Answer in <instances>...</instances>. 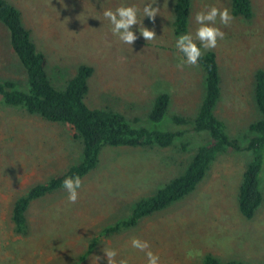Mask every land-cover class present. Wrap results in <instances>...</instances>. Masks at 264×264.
Instances as JSON below:
<instances>
[{
	"label": "rangeland",
	"instance_id": "1",
	"mask_svg": "<svg viewBox=\"0 0 264 264\" xmlns=\"http://www.w3.org/2000/svg\"><path fill=\"white\" fill-rule=\"evenodd\" d=\"M8 1L20 10L38 50L45 54L56 89L64 90L79 66L88 65L93 68L86 97L89 108L112 109L134 127L182 131L184 136L169 149L105 147L97 168L81 178L77 202L69 203L64 189L34 201L26 214L28 233L21 236L14 233L11 220L15 200L76 165L82 144L68 126L46 122L0 101V264H74L85 255L82 264H91L92 256L102 257L99 264H107L103 249H115L117 260L147 264L145 253L132 248L133 237L147 241L160 264H201L207 254L223 263L264 264V201L251 220L238 208L239 185L250 161L245 151L249 126L262 118L255 101V75L264 70V0H251V20L234 18L224 26L217 17L214 26L225 33L224 39L215 49L201 48L203 54L217 55L222 94L216 114L242 151L219 155L188 197L109 236L105 230L127 220L137 202L153 197L183 174L206 139L190 126L171 122L173 116L195 119L206 92L199 62L177 67L185 57L176 48V0H157L153 7L160 12L155 21L143 14L144 6L154 0ZM122 5L139 9L137 20L155 31L154 40L140 35L139 24L130 29L138 37L133 45L113 35L103 12ZM211 6L226 7L231 13V0H193L187 34L195 38L199 25L194 17ZM0 78L27 88L26 70L1 24ZM160 93L170 95V107L163 123L152 124L149 114ZM261 182L264 198V168Z\"/></svg>",
	"mask_w": 264,
	"mask_h": 264
},
{
	"label": "trees",
	"instance_id": "2",
	"mask_svg": "<svg viewBox=\"0 0 264 264\" xmlns=\"http://www.w3.org/2000/svg\"><path fill=\"white\" fill-rule=\"evenodd\" d=\"M193 0H176L174 5V32L177 36L187 34ZM231 15L234 18L251 20L253 8L251 0H231ZM0 24L7 30L10 46L18 61L27 73V88L20 89L12 80L0 78L1 104L28 115L38 117L46 122L68 126L75 133V139L82 144L81 159L65 173L52 177L44 184L30 189L17 198L11 211L14 233L27 235V211L30 205L55 191L63 189L62 182L66 177L83 178L94 171L101 152L107 146L113 148H172L184 132L168 130H151L145 127H134L126 117L112 109H91L86 103L89 92V79L93 68L80 65L77 74L68 82L64 90L56 89L48 76V60L38 50L31 32L26 28L23 16L8 0H0ZM205 74L206 92L200 105L198 115L191 120L173 116L171 122L179 126H190L196 133L206 136L192 156L183 174L161 188L153 197L137 202L127 220L117 223L105 230V236L131 229L144 218L166 210L192 194L206 178L211 165L221 154L233 150L242 151L239 142L233 140L225 123L216 114L221 97V76L217 55L206 51L200 59ZM255 101L262 115L261 120L249 126V140L245 151L250 161L245 167L238 190V208L248 220L255 217L261 208L264 198L261 176L264 168V70L256 75ZM171 97L160 93L154 101L148 120L152 124L163 123L168 113ZM185 149L186 145H182ZM94 244L90 246V250ZM82 256L74 264H82ZM201 264H245L239 261L223 263L211 254H207Z\"/></svg>",
	"mask_w": 264,
	"mask_h": 264
},
{
	"label": "clouds",
	"instance_id": "3",
	"mask_svg": "<svg viewBox=\"0 0 264 264\" xmlns=\"http://www.w3.org/2000/svg\"><path fill=\"white\" fill-rule=\"evenodd\" d=\"M154 3L146 4L143 8L144 17H148L155 21L160 9L154 8ZM139 9L136 6H120L115 9H107L103 12V16L112 25L113 35L118 36L119 40L128 45H133L137 40V35L130 29L135 25H140V35L146 40L151 41L156 38L155 31L149 30L143 26L142 21L137 20ZM217 17L222 25L228 26L234 17L231 15L228 8L223 10L211 6L207 11L197 12L194 19L199 25L195 32V38L192 34H184L178 37L176 41V48L183 54L185 59L177 65L178 68H183L185 65L196 66L200 57L203 55L201 48L204 50H211L217 47L218 40H223L225 33L220 28L215 27ZM200 42V46L196 41ZM82 186V180L77 175L75 177H66L62 182V187L68 193V202L76 203L79 199L78 189ZM132 248L144 252L146 255L147 264H160V257L150 250V244L147 241H142L139 238L133 237L130 241ZM104 257H106L107 264H129L127 258L116 259L118 252L115 249H103ZM192 256V253H188ZM91 264H99L102 257H90Z\"/></svg>",
	"mask_w": 264,
	"mask_h": 264
},
{
	"label": "crops",
	"instance_id": "4",
	"mask_svg": "<svg viewBox=\"0 0 264 264\" xmlns=\"http://www.w3.org/2000/svg\"><path fill=\"white\" fill-rule=\"evenodd\" d=\"M221 94H222V88H221ZM219 104V103H218ZM218 106V105H217Z\"/></svg>",
	"mask_w": 264,
	"mask_h": 264
}]
</instances>
